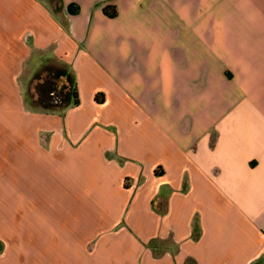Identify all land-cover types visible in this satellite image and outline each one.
<instances>
[{
    "label": "crops",
    "instance_id": "0c3cea01",
    "mask_svg": "<svg viewBox=\"0 0 264 264\" xmlns=\"http://www.w3.org/2000/svg\"><path fill=\"white\" fill-rule=\"evenodd\" d=\"M198 1L0 0V264H264V0Z\"/></svg>",
    "mask_w": 264,
    "mask_h": 264
},
{
    "label": "rangeland",
    "instance_id": "374dc122",
    "mask_svg": "<svg viewBox=\"0 0 264 264\" xmlns=\"http://www.w3.org/2000/svg\"><path fill=\"white\" fill-rule=\"evenodd\" d=\"M182 1H184V0H182ZM196 1L199 2L198 0H195V3H197ZM217 4H218V0H209V6H211V7L212 6H217ZM195 5H196L195 10L191 14L192 17L190 18V21H188L186 19V16H188V14L186 13V10L182 8V5H180V3H179V7L177 8V13H178V27H177L178 38H185L186 24L189 25L188 23L189 22L191 23L192 20H194V18H199L201 16L200 8L198 9L197 4H195ZM216 8H215V11L212 14L216 13Z\"/></svg>",
    "mask_w": 264,
    "mask_h": 264
},
{
    "label": "water",
    "instance_id": "95a60500",
    "mask_svg": "<svg viewBox=\"0 0 264 264\" xmlns=\"http://www.w3.org/2000/svg\"><path fill=\"white\" fill-rule=\"evenodd\" d=\"M46 92H47V96L45 97V96H43L40 92H39V94H40V96H41V98H43L44 100H46V101H61V96L57 93V92H55V91H52L51 90V87L49 86V87H46Z\"/></svg>",
    "mask_w": 264,
    "mask_h": 264
},
{
    "label": "flooded vegetation",
    "instance_id": "af4514ba",
    "mask_svg": "<svg viewBox=\"0 0 264 264\" xmlns=\"http://www.w3.org/2000/svg\"><path fill=\"white\" fill-rule=\"evenodd\" d=\"M51 87V90L52 91H54L53 89H54V80L52 79V78H49L46 82H44L43 84H41L40 86H39V92L43 95V96H47L46 94H47V92H46V87ZM51 102H53V101H51Z\"/></svg>",
    "mask_w": 264,
    "mask_h": 264
},
{
    "label": "trees",
    "instance_id": "16d2710c",
    "mask_svg": "<svg viewBox=\"0 0 264 264\" xmlns=\"http://www.w3.org/2000/svg\"><path fill=\"white\" fill-rule=\"evenodd\" d=\"M115 13H116L115 10L113 12L109 13V17H113L115 15ZM73 94L76 96V92H74Z\"/></svg>",
    "mask_w": 264,
    "mask_h": 264
}]
</instances>
